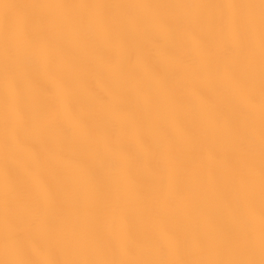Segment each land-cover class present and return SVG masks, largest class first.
<instances>
[{"label": "bare ground", "instance_id": "6f19581e", "mask_svg": "<svg viewBox=\"0 0 264 264\" xmlns=\"http://www.w3.org/2000/svg\"><path fill=\"white\" fill-rule=\"evenodd\" d=\"M0 264H264V0H0Z\"/></svg>", "mask_w": 264, "mask_h": 264}]
</instances>
